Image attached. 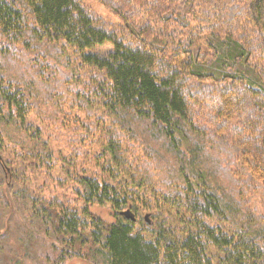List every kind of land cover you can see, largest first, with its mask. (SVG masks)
<instances>
[{"label": "trees", "instance_id": "16d2710c", "mask_svg": "<svg viewBox=\"0 0 264 264\" xmlns=\"http://www.w3.org/2000/svg\"><path fill=\"white\" fill-rule=\"evenodd\" d=\"M96 1L0 0V264H264V0Z\"/></svg>", "mask_w": 264, "mask_h": 264}, {"label": "rangeland", "instance_id": "374dc122", "mask_svg": "<svg viewBox=\"0 0 264 264\" xmlns=\"http://www.w3.org/2000/svg\"><path fill=\"white\" fill-rule=\"evenodd\" d=\"M89 4L91 5L92 8H94L102 17H104L105 19L112 21L113 18L106 13V11L100 6V4L96 1V0H88ZM97 49H94V51H96ZM99 50V49H98ZM101 209H105L108 210L109 208L104 207V208H97V212H99ZM99 214V213H98ZM101 214L104 217H109V212H106L104 210L101 211ZM66 264H91L89 261H79V260H71L69 262H67Z\"/></svg>", "mask_w": 264, "mask_h": 264}, {"label": "water", "instance_id": "95a60500", "mask_svg": "<svg viewBox=\"0 0 264 264\" xmlns=\"http://www.w3.org/2000/svg\"><path fill=\"white\" fill-rule=\"evenodd\" d=\"M5 177L6 176V172H5ZM9 184V183H8ZM121 215L127 217V218H133V213L129 210V209H126L124 211L121 212ZM144 221L147 223V224H151V220H150V213H146L144 215Z\"/></svg>", "mask_w": 264, "mask_h": 264}]
</instances>
